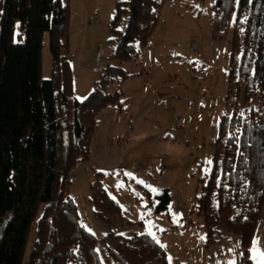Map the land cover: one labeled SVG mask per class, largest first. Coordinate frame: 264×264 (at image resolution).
Here are the masks:
<instances>
[{"label": "trees", "instance_id": "trees-1", "mask_svg": "<svg viewBox=\"0 0 264 264\" xmlns=\"http://www.w3.org/2000/svg\"><path fill=\"white\" fill-rule=\"evenodd\" d=\"M159 6L160 0L116 3L111 21L115 48L108 56L116 63L105 64L94 90L80 101L71 94L64 55L67 0H0V220L7 218L0 234V264H103L96 237L80 222L68 195V175L88 158L96 113L119 102L120 92L106 89L131 75L121 64L136 55L137 44L147 43ZM214 9L216 31L234 17L228 95L238 100L242 80V103L256 93L260 104L244 116L221 117L198 209L207 243L224 226L240 236L238 264H252L248 247L264 207V0H216ZM122 14L126 24L119 30ZM44 34L51 55L47 78L41 76ZM158 197L156 210L167 209V189ZM93 200L97 209L119 210L101 188ZM34 220L35 240L23 263ZM108 235L119 240L107 248L111 264H167L165 250L148 234L127 237L111 229Z\"/></svg>", "mask_w": 264, "mask_h": 264}, {"label": "rangeland", "instance_id": "rangeland-1", "mask_svg": "<svg viewBox=\"0 0 264 264\" xmlns=\"http://www.w3.org/2000/svg\"><path fill=\"white\" fill-rule=\"evenodd\" d=\"M118 1L125 0H67L64 55L71 94L77 100L94 90L106 63H116L108 56L115 48L111 21ZM215 1L160 0L158 20L147 43L137 44L136 55L121 64L131 75L106 89L119 91V102L96 113L88 158L70 170L68 195L80 222L96 237L103 264H111L107 248L119 242L108 235L111 229L127 237L151 229L165 250L167 264H238L243 253L240 236L224 226L207 243V227L198 209L221 117L244 116L260 104L256 93L249 103H242V80L238 100L233 93L228 95L234 17L223 30H214ZM125 24L122 14L117 28L123 30ZM50 73L44 34L41 76ZM97 188L118 205V212L96 208ZM164 189L170 197L168 207L156 210ZM41 210L42 206L38 214ZM6 220V216L0 220V234ZM35 223L28 232L23 263L35 240ZM262 254L264 207L248 247L252 264H264Z\"/></svg>", "mask_w": 264, "mask_h": 264}, {"label": "snow or ice", "instance_id": "snow-or-ice-1", "mask_svg": "<svg viewBox=\"0 0 264 264\" xmlns=\"http://www.w3.org/2000/svg\"><path fill=\"white\" fill-rule=\"evenodd\" d=\"M237 2L239 3V0H237ZM78 99H79V98H78ZM208 163L210 164L211 161H209ZM127 175H131V173H127ZM120 186H123V185L121 184ZM151 191L155 193L157 190L153 188V189H151ZM148 234L151 235V236L153 237V239H156V238H155V235L151 232V229H149V233H148ZM156 242L159 243V240H156ZM254 251H255V249H254ZM262 255H264V254H262ZM170 259H171V258H169V260H170ZM230 264H234V262H230Z\"/></svg>", "mask_w": 264, "mask_h": 264}, {"label": "built area", "instance_id": "built-area-1", "mask_svg": "<svg viewBox=\"0 0 264 264\" xmlns=\"http://www.w3.org/2000/svg\"><path fill=\"white\" fill-rule=\"evenodd\" d=\"M97 55H99V54H97ZM97 70H100V67H99V65H98V67H97Z\"/></svg>", "mask_w": 264, "mask_h": 264}]
</instances>
